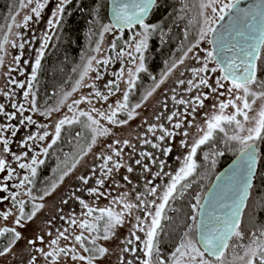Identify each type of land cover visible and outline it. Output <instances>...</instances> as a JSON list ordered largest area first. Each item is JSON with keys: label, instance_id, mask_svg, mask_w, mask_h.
Returning a JSON list of instances; mask_svg holds the SVG:
<instances>
[{"label": "snow or ice", "instance_id": "6c2138e0", "mask_svg": "<svg viewBox=\"0 0 264 264\" xmlns=\"http://www.w3.org/2000/svg\"><path fill=\"white\" fill-rule=\"evenodd\" d=\"M72 3V0H58L55 10L51 12V19H48L47 25L49 32L56 30L62 23L66 7ZM157 0H112V23L101 24L99 30V39L96 41L95 47L92 49L96 55H92L86 59L82 71L79 73V78L76 80L72 91L67 92L64 98L60 101V106H63L65 101L82 87L95 88L94 84L85 83L89 74L96 73L95 79H101L97 68L101 65H108L113 61L112 55H102V44L105 34L113 31L119 32L116 40H113L108 48L110 53H114L115 59L132 65L121 69L117 74V81L123 80L127 85L122 94V100L116 101L115 105H108L107 111H102L95 107H91L88 111L79 109V105L87 103L92 105V99L89 96H81L79 99L73 100L67 105L68 112L72 113L71 117L65 116L55 124L54 135H52L50 143L41 149V152L31 157L30 163L21 162L27 157V152L23 155L12 154L9 147L11 141L6 137L5 133L10 132L11 136L17 135L15 126L0 124V150L3 154H11L12 159L18 162L19 169L26 170L28 174L19 178L16 170L11 167V162L0 155V174L6 175L3 177L4 183L0 184V192L8 193V197H0V200L10 198L13 206L18 208L19 215L15 217V224L23 227L24 221H30L35 217L36 213L43 207L42 204H33L32 211L26 214V201L23 199L17 200L21 195L20 192H10L7 185L8 180L18 179V183H13L11 188L25 189L23 195L31 200L37 199L33 196V189L26 187L34 184V178L37 176V171L40 165L45 161L39 159V155L47 156L49 149L61 138V132L64 126H71L81 122L80 118H85V127L91 130L92 139L87 149L82 151L80 158L72 164L68 171H65L60 177L63 181L64 177L76 167L80 159L91 151L92 146L96 143L97 136H106L110 134V129L100 123L101 120L106 121L110 125L120 126L127 124L137 115V109L142 107V102L147 101L149 97L164 83L165 79L179 66L185 63L189 58V54L193 53L194 49H199L204 52L205 56L201 59L200 56H193L200 66L191 68L192 78L187 80L186 91L191 92L193 89L201 87L210 89L217 98L224 97L219 100L218 104H213V112L211 115L205 114L204 126H196L198 133L197 138L190 146V151L184 159L183 166L174 176L170 177L168 183L160 193L157 187L153 186L147 189L148 195L155 197L152 201L142 200L139 195L135 197L138 203L130 202L127 199L128 194H122L118 199L112 201L113 205H119L121 210L115 211L113 207L93 208L83 200L80 204L87 210L85 219L79 223L80 234L74 236L75 245L77 247H52L58 245L60 238L68 240L69 236L64 232L59 233L57 239L50 241L51 251L45 252L42 248H37L45 258H52L51 264H57L56 257L63 254L69 257L73 262L79 264H96V261L108 254L106 247L97 246V240L105 241L112 238L115 234L114 229L122 226L125 223L126 216H132L134 210L145 213V216L135 215V223L131 236L136 241L143 243V259L140 264H264V225H257L253 217V229L245 233L242 229V215L247 207L246 201L249 197L250 189L253 185V176L257 165V142L264 143V80H258L257 70L259 67H264V0H256L254 4H250L247 8H241V0H199L198 16L200 27L198 29L197 38L182 51V55L174 61L161 79L154 84L151 90L142 97L141 103H136L129 107V94L136 88L139 74L147 72L145 67V52L149 47V39L153 33L157 31V26L146 23V19ZM49 0H19L18 10L15 15H10L11 23L6 25V31L3 32L0 39V66L4 64V55L7 53V46L13 48L24 49V43H17L18 39H22V34L13 32V28H27L29 22L35 18L39 20L42 13L48 7ZM22 9H28L22 17V23L17 21L16 17L20 15ZM30 13V14H28ZM183 18V17H181ZM227 23H222L226 20ZM193 21L189 20V24ZM138 28L140 30L133 31L132 35L127 39H123L125 29ZM10 36L16 39H10ZM188 38V33L185 31V40ZM51 35L44 37L43 43L40 45L39 52L35 58V64L31 69V78L27 83V90L23 92V98L28 102V108L24 104H11L13 109H16L21 117L20 123L25 121L28 124H35L36 121L31 116H24L26 111H39L36 103V93L33 91V82L37 80V73L41 68V60L45 55V49ZM123 39V44L118 45L117 40ZM206 42L211 47L209 49L201 48L200 45ZM16 65L20 64V58L14 57ZM259 62V64L257 63ZM213 65L209 67V65ZM95 65V66H94ZM16 68H9V75L16 71ZM75 71V69L73 70ZM219 73L220 75L213 78L210 74ZM20 75L24 73L21 71ZM183 75V73H181ZM126 76V79H125ZM155 81L156 78L152 77ZM212 80V83L209 81ZM9 84L15 85L20 89H24L26 85L14 79L8 80ZM179 85H184V80H178ZM109 95L115 94L120 90L119 83H114L110 86ZM222 90V91H221ZM175 91V90H174ZM0 95L10 98L8 91H0ZM95 96L100 100L107 101L108 97L102 95L100 91L95 92ZM177 104L184 105L185 112L192 115L197 111V107H204V100L209 99L208 94H197L194 100L186 101L185 99L177 100L176 96L172 97ZM259 101V103H258ZM60 106L49 108L46 111H40L42 116H50L53 111H59ZM255 106V107H254ZM191 111L188 112V109ZM230 109V111H228ZM126 112V119H117L118 115ZM16 113H8L5 105L0 103V114L4 115L8 120H15ZM92 113L96 115L93 116ZM182 115L181 113L173 112L168 120L172 121L174 117ZM98 117V118H97ZM183 126V121H178L173 124L175 129H180ZM193 125L189 123L188 127ZM148 132L156 135V126L150 125ZM157 139L165 140L166 137H172L176 133L160 126ZM222 134L220 140L226 145L236 144L239 146V157L237 167L231 174L227 176L228 183L226 185H216L220 189V195L213 194L208 199H203L200 194H196L191 204V215L188 217L190 223L186 225V230L180 236L178 242L174 245L173 250L164 255L160 248L159 236L163 231L162 221L168 219L165 215V210L170 201L179 197H183L185 192L192 187V181L189 180L196 173L199 165L195 157L202 146L210 144V148H214L217 141V135ZM80 136L81 133H77ZM183 136L187 137L189 133L184 131ZM50 133L45 131L43 134L36 136L29 135L27 141H44ZM27 141L22 143L20 147H28ZM114 143L119 144L120 141ZM145 143L150 144L152 148H158L160 145L146 140ZM124 146L130 147V142L123 141ZM186 145V142H184ZM112 155L101 157L104 160L102 169L104 176L110 175L114 169L118 170L122 167L121 163L113 160V156L120 157L122 150H117L112 145ZM31 151V148H29ZM171 151L170 148H165L163 154ZM222 151H215L213 155L222 156ZM142 158L153 159L150 153H141ZM208 152L204 153V160H209ZM111 162V167L109 163ZM140 163L139 160L136 161ZM215 159H212V166L215 167ZM163 163L160 168L163 169ZM128 172H132L131 167L127 168ZM145 171H148L145 168ZM159 176L160 173L155 174ZM84 184H88V179L81 177ZM124 179H127L125 177ZM217 177V180H221ZM97 183L102 187L103 180H98ZM151 183V181H149ZM57 185L52 184V190H55ZM94 195H104L98 192L97 189L92 190ZM50 195V192L44 191L39 199L43 200L45 196ZM157 201H159L157 203ZM98 215H94L97 213ZM11 213H0L5 220ZM71 224H76L73 219ZM137 232L143 233L144 237L137 235ZM11 234L9 244L0 250V257L6 256L12 246L22 239V234L15 228L0 229V237L6 234ZM88 233V235H85ZM40 243H44L43 237L38 238ZM246 241V242H245ZM132 239H128L126 243L132 244ZM34 243V241H29ZM92 245L89 247L88 245ZM123 252L130 251L129 247H124ZM35 264V259L31 261ZM122 264L124 262L122 261ZM127 264H132L127 261Z\"/></svg>", "mask_w": 264, "mask_h": 264}, {"label": "rangeland", "instance_id": "374dc122", "mask_svg": "<svg viewBox=\"0 0 264 264\" xmlns=\"http://www.w3.org/2000/svg\"><path fill=\"white\" fill-rule=\"evenodd\" d=\"M179 1L180 7L176 9L175 19L182 22L184 32L187 31L188 35L192 36V41H194L197 38V30L200 27L198 22L200 19L198 16L199 0ZM57 3L58 0H49V5L42 13L41 18L39 20L33 18V20L29 22L27 28H13V32L22 34V39H18L17 43H24L25 47L24 49H19L18 47L13 48L10 45L7 46V53L4 55V64L0 66V91H8L10 93V98L0 95V103L5 105L6 111L10 114L16 113V109L11 107L13 103L18 105L24 104L25 108H28V102L24 100L23 92L27 90V83L31 78V69L35 64V58L39 52L40 45L43 43L44 37L46 35L52 36L55 31L49 32L47 21L51 19V12L55 10ZM18 5L19 0L16 2L12 15H15V12L18 10ZM19 11L20 15L17 16L16 19L22 23V17L28 12V9ZM189 20H192L193 23L189 24ZM9 23H11L10 17L4 23L1 30L6 31V25ZM137 30L140 29L138 27L131 30L127 29V34L125 32L123 33V39H126L125 35L130 37L132 32ZM164 30L165 29H162L160 26H157V31L152 35L155 37H162L163 33H165ZM2 35L3 32H0V39H2ZM117 36H120V33L116 31L105 34L102 44V55L98 58L112 55L113 61L108 65L98 66L97 70L102 78L98 80L95 79L96 73L92 72L89 74V78L85 80L87 84H94L95 88L82 87L78 91L72 93L63 106L59 105L60 110L53 111L50 116H42L38 111H26L24 116H31L36 121L35 124H28L26 121L21 124L20 120L23 117L18 113H16L17 118L15 120H8L4 115L0 114V124L5 126L13 125L17 132L15 137L11 136L10 132L5 133L6 137L11 141L9 145L11 153L23 155L27 152V157L21 162L30 163L31 157L40 153L41 149L50 143L52 135H54L55 124L59 119L65 116L71 117L73 115L68 112L67 108V105L71 104L73 100L79 99L82 95L89 96L92 99L91 106L87 103L79 105V109L85 111H88L91 107L107 111L108 105L114 106L116 101L122 100V94L123 91L126 90L127 85L123 80L117 81V74L121 69L131 67L132 65L126 63L127 58H125V62H121L115 59L114 53L108 51L110 43L116 40ZM10 39H16V37L10 36ZM123 39L119 40L120 45L123 44ZM200 47L209 49L210 45L204 42ZM91 52L92 53L87 50L88 55L90 54L88 57L96 55L95 52ZM147 52L148 51L145 52V63ZM196 55L203 59L205 53L200 52L199 49H194L193 53L189 54V58L185 60V63L179 65L147 101L142 102V97H140V95L135 97L129 95V107L135 105L132 103L134 99H139V102H142V107L136 110V117L127 124L115 126L101 120L100 123L110 129V134L106 136H97L96 143L92 146L91 151L88 152L83 159L79 160L76 167L64 177L63 181L58 182L55 190H52L50 195L45 196L43 200L39 198L35 199V201H37L38 204H42L43 207L36 213L32 220L24 221L23 227H19L15 224V217H17L19 213L18 208L13 206L11 199L0 200V213H11L7 220L0 215V229L15 228L22 234V239L12 246V250L6 256L0 257V264H31L33 259H35V264H51L52 258L46 259L40 252L36 251L37 248H42L47 252L51 251L52 247H77V251L79 252L80 249L75 245L74 236L80 234L81 230L79 228V223L85 219H89L85 215L87 210L80 204V200H83L93 208L113 207L115 211H120V206L113 205L112 201L118 199L124 193L128 194L127 199L133 203H138L135 200L137 195H139L142 200L146 201L155 199V197L148 195L147 189L155 186L158 189V193H160L162 189L170 183V177L179 172V169L184 164L185 157L190 151L191 144L197 138L198 133L196 131V126L199 125L203 127L205 114L211 115L213 112L212 105L218 104L219 100L224 99V97L217 98L214 93L210 92V89L204 87L193 89L191 92L186 91L187 80L192 78L191 68L200 66L195 59H192V57ZM14 57L20 58L19 65L15 64ZM88 57H85L78 65L77 70H75L78 78ZM212 66L211 64L209 65V67ZM10 67L18 70L6 75ZM21 71L24 73L23 76L20 75ZM181 73H183V75H181ZM141 75L142 73L139 74L138 80ZM210 75L215 78L220 74L215 73ZM10 78L24 83L26 87L20 89L15 87V85L9 84L8 80ZM181 79L185 81L184 85H179L177 83V81ZM114 83H119L120 90L115 92V94L109 95L110 90H112L110 86ZM209 83H212V80H210ZM147 87H149V84L146 85V87L142 86L141 89L143 91H148ZM96 91H100L102 95L107 96V101L100 100L96 97ZM197 94H208L209 99L204 100V107H197V111L192 115H188L185 112L184 105L177 104L172 99L173 96H176L177 100L185 99L186 101H190L194 100ZM190 111L191 108L188 109V112ZM228 111H230V109ZM173 112L181 113L182 115L174 117L172 121H169L168 117ZM92 114L93 116L96 115L95 113ZM178 121H183V126L180 129H175L173 124ZM189 123L193 126L188 127ZM150 125L156 126V135L147 131ZM160 126L176 134L160 141L157 139L159 135H162L159 131ZM45 131L49 132L50 136L44 141H39L38 139L36 141H27L29 135L36 136L38 134H43ZM184 131L189 133L187 137L182 135ZM125 140L129 141L132 146H124L123 141ZM146 140H150L160 145V147L152 148L150 144L145 143ZM25 141H27L28 147H20ZM115 141H120L121 143L116 144L114 143ZM184 142H186L187 146L184 145ZM109 145H112L117 150H122L120 157L113 156V160H118L122 167L118 170L114 169L110 175L104 176L102 173L106 170L102 169L104 160L101 157L112 155V148H110ZM29 148H31V151H29ZM165 148H170L171 151L167 154H163ZM235 148L239 149V146L237 145ZM141 153H150L153 159L142 158ZM0 155H4L5 158L11 162V167L16 170L19 178L28 174L26 170L19 169L18 162L12 159L11 154H3L2 150H0ZM42 157L43 155H39V159H42ZM137 160L140 161L139 164L136 163ZM161 163L164 165L163 169L160 168ZM111 166L110 162L109 167ZM128 167H131L133 171L128 172ZM145 168H147L148 171H145ZM157 172L160 173L159 176L155 175ZM5 175L6 173L0 174V184L4 183L3 177ZM81 177L88 179V184H84ZM125 177H127V179H124ZM98 180L104 181L102 187L97 183ZM149 181H151V183H149ZM18 182V179L8 180L7 185L9 186L10 192L21 193V195L17 197V200H25L28 198L23 195L25 189L11 188L13 183ZM26 187H28V185ZM93 189H97L98 192H102L104 195H94L92 192ZM0 197H8V193L0 192ZM158 202L159 201H157V203ZM94 215H98V212L94 213ZM135 215L144 217L145 213L134 210L132 216L125 217V223L122 226H118L114 229L115 234L111 239L107 241L103 239L97 240L99 246L108 249V254L98 259L96 264H122V261L124 264H127V261H131L132 264H140V261L143 259V243L142 241H136L135 238L131 236V232L134 230ZM73 219L76 221V224L70 223ZM61 232L68 235L69 239L64 240L60 238L58 245L50 247V241L57 239ZM85 235H88V233H85ZM137 235L142 238L144 237V234L140 232H137ZM39 237H43L44 243H40ZM128 239H132L133 242L131 245L126 243ZM29 241H34V243L30 244ZM124 247H129L130 251L123 252L122 249ZM56 260L57 264H79V262H73L69 257L63 254L57 256Z\"/></svg>", "mask_w": 264, "mask_h": 264}, {"label": "trees", "instance_id": "16d2710c", "mask_svg": "<svg viewBox=\"0 0 264 264\" xmlns=\"http://www.w3.org/2000/svg\"><path fill=\"white\" fill-rule=\"evenodd\" d=\"M16 2L17 0H0V30L10 15L14 13ZM178 7H180L179 0H157L146 20V23L165 29V33L162 37L154 35L150 37L145 63L147 72L142 73L133 93L129 94L130 96L143 97L147 91H143L141 87L149 84L147 88L148 91L151 90L168 67L182 55V51L193 42L191 35H188L185 40L182 22L175 19ZM101 24H110L107 16V0H72V3L66 7L62 23L54 31L45 49L37 80L33 82L38 112L59 106L65 93L72 91L78 79L77 72L73 70H77L81 61L90 55L87 50L92 53ZM124 32L127 34V29ZM125 38L127 39L128 36L125 35ZM117 43L120 45L119 40ZM152 77L156 80L154 81ZM257 78L264 80V67L258 68ZM138 102L139 99H134L132 103ZM126 118V112L120 113L117 117V119ZM80 119L81 122L78 124L64 126L60 140L52 149H49L47 156L42 157L45 163L39 166L34 184L28 185L33 189V196L37 199L43 195L44 191H52V184H58L59 177L71 168L82 151L88 147L92 132L85 127L87 123L85 118ZM77 133L81 135L77 136ZM221 135H217L218 142L214 148H210L212 143L210 142L198 150L195 159L199 167L194 176L189 178L192 181V187L185 192L183 197L177 196L175 200L170 201L165 210L168 219L162 221L163 231L159 236L160 248L164 255H168L173 250L174 245L186 230V225L190 223L188 217L191 215L193 197L196 194L202 197L217 172L239 152V149L235 148L236 144L226 146L220 140ZM257 150V173L246 202L247 207L242 215V229L245 233L253 229V217L257 225H264V143L257 142ZM215 151H222L224 154L215 156L213 155ZM205 152H208L210 156L207 161L204 160ZM212 159L216 161L215 167L212 166ZM25 201L27 202L26 214L32 211L34 203L38 204L29 197ZM10 239V233L0 237V250L9 244Z\"/></svg>", "mask_w": 264, "mask_h": 264}, {"label": "water", "instance_id": "95a60500", "mask_svg": "<svg viewBox=\"0 0 264 264\" xmlns=\"http://www.w3.org/2000/svg\"><path fill=\"white\" fill-rule=\"evenodd\" d=\"M255 2H256V0H241L240 7L241 8H247L250 4H254ZM150 14H151V12L149 13V16H150ZM107 16H108L110 23H112V0H107ZM149 16H148V18H149ZM222 23H227V18ZM238 157H239V152L225 166H223L217 172V174L214 176L213 180L211 181L210 185L208 186V188L204 192V194L202 196V200L208 199L213 194H216L217 196L221 194L220 189L216 188L215 186L218 184L223 186V185H226L228 183L227 176L229 174H231L233 172V170L237 167ZM257 165H258V151H257ZM257 165H256V170H255V173L253 176V180H254L256 173H257ZM218 176L222 178L219 181L217 180ZM249 194H250V192H249Z\"/></svg>", "mask_w": 264, "mask_h": 264}]
</instances>
